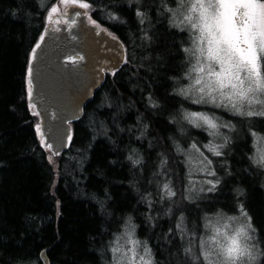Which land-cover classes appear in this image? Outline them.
I'll return each instance as SVG.
<instances>
[{
	"label": "trees",
	"instance_id": "16d2710c",
	"mask_svg": "<svg viewBox=\"0 0 264 264\" xmlns=\"http://www.w3.org/2000/svg\"><path fill=\"white\" fill-rule=\"evenodd\" d=\"M54 1L0 0V264H41L42 248L50 264H106V243L126 217L154 264H195L183 254L176 210L189 223L201 211L231 210L238 199L264 246L263 169L249 158L248 134L229 146L219 184L206 195L182 196L181 206L168 211L157 205L158 194L148 193L153 187H144L164 176L172 177L175 196L182 186L171 136L178 110L188 108L175 88L189 37L168 23L176 0H85L90 17L122 41L125 59L105 72L71 122L67 148L52 156L41 145L26 99V67ZM250 124L264 132L256 120ZM161 212L168 214L154 219ZM259 261L264 264V249Z\"/></svg>",
	"mask_w": 264,
	"mask_h": 264
},
{
	"label": "rangeland",
	"instance_id": "374dc122",
	"mask_svg": "<svg viewBox=\"0 0 264 264\" xmlns=\"http://www.w3.org/2000/svg\"><path fill=\"white\" fill-rule=\"evenodd\" d=\"M202 2L206 7L209 3L216 4L217 0H202ZM259 2L264 3V0ZM78 3L88 4L85 0H78ZM52 7H57L58 12L65 8L61 0H55L46 10L44 26L49 22L48 16ZM88 8H86L88 18L94 21L89 15ZM202 11L200 0H176L169 9V25L186 30L189 37L184 47L187 59L185 70L177 79L178 84L175 88V93L188 101L186 105L188 108L178 110L175 129L177 135L171 136L176 142L175 148L183 165L182 186L176 191L175 196L170 182L171 176L166 179L164 176L156 182L154 179L144 181L145 188L153 187L152 190H148L150 191L148 193L154 196L159 195L156 200L157 205L166 206L168 211L172 204L175 205L174 208L181 206L180 197L182 196L185 200L193 201L215 190L220 181V170L224 169L226 163L229 146L232 143L238 144L246 134L250 143L249 158L253 164L263 169L260 183L264 188V132L254 128V124H250L251 119H254L256 123L264 127V115L255 114L264 112V87L258 88L253 82L258 79L261 84H264L262 69L264 52H260L258 48L256 50L258 77L253 73V79H249L247 69H242L239 78L244 83L239 85L238 81L233 79V82L243 89L244 95H234L236 90L231 86L213 90L209 95V89L205 87L209 80V66L216 71H219V66L207 59L209 37L207 32L202 36ZM208 12L214 15L216 9L210 8ZM200 67L204 68L203 72L198 70ZM197 79H201V84H196ZM211 79L216 78L212 76ZM202 87H204L203 92L200 90ZM27 88L26 84V90ZM249 88L252 91H248ZM229 96L231 101L227 99ZM250 111L254 113L251 116L247 115ZM193 113L207 117L216 124V127H210L202 119H195ZM189 129L193 130L192 133ZM197 130L200 133H197ZM217 152L220 154L217 155ZM135 162L136 160L133 161ZM139 174L143 176V169H140ZM141 182L142 180L139 179V183ZM147 204L148 202L145 205ZM155 209L156 207L153 208ZM165 214L168 213H158L154 219ZM183 214L182 209L176 210L174 226L178 238L184 242L186 251L183 253L184 256L189 257L195 264H224L222 248L227 246L237 233H241L238 237L241 245L246 246L256 256L255 261H248L247 257H244L237 264H260L264 246L256 234L250 215L241 199L233 203L231 210L216 208L212 211H201L197 214L198 216L190 215L189 223L183 218ZM151 222L152 219L150 224ZM135 227L131 218L126 217L112 233L105 247L106 264H154L150 246L145 239L137 236Z\"/></svg>",
	"mask_w": 264,
	"mask_h": 264
},
{
	"label": "water",
	"instance_id": "95a60500",
	"mask_svg": "<svg viewBox=\"0 0 264 264\" xmlns=\"http://www.w3.org/2000/svg\"><path fill=\"white\" fill-rule=\"evenodd\" d=\"M124 59L125 48L118 36L90 21L86 8L78 4L65 7L53 16V23L45 24L27 61L26 84L31 68L32 96L26 90V99L36 115V129L47 141L42 142L38 132L41 145L52 156L67 148L71 122L81 116L105 72L119 68ZM39 260L50 264L46 248L40 250Z\"/></svg>",
	"mask_w": 264,
	"mask_h": 264
},
{
	"label": "snow or ice",
	"instance_id": "6c2138e0",
	"mask_svg": "<svg viewBox=\"0 0 264 264\" xmlns=\"http://www.w3.org/2000/svg\"><path fill=\"white\" fill-rule=\"evenodd\" d=\"M61 3L65 7L77 4L80 8L89 7L87 3H78V0H61ZM200 7L203 9L201 12L202 36L207 32L209 37L207 59L214 61L219 66V71L209 66V80L205 87L209 89V95H211L213 90H221L228 86L236 90L234 95H244L243 89L239 88L238 84L233 82V79L238 81L239 85L244 83L239 78L242 69H247L249 79H253V73L257 77L259 75L256 64V50L258 48L260 52H264V3L259 2V0H217L216 4L209 3L205 7L202 0H200ZM210 8L216 9L214 15L209 14L208 10ZM58 11L57 7L51 8L48 16L50 23L53 22V16ZM56 22L58 23L59 21L57 20ZM93 23L95 24V21ZM41 40H43V37H41ZM39 46V44L36 45L37 48ZM201 52L203 54V49H201ZM32 56L34 59L35 52H33ZM198 70L203 72L204 68L200 67ZM31 76L32 70L29 68L27 89L29 98L32 96ZM212 76H215L216 79H211ZM253 82L256 83L258 88L264 87V84H261L258 79ZM196 84H201V79H197ZM200 90L203 92L204 87ZM248 91H252V89L249 88ZM227 99L231 101L230 96ZM233 106L235 107V105ZM253 114L251 111L247 113L249 116ZM255 114L264 115V112ZM192 115L195 119L204 120L210 127H216V124L207 117L195 113ZM37 131L40 132L42 142L47 144V141L44 140V133L39 127ZM48 147L50 148L51 145L48 144ZM211 150L215 151V149ZM216 154L219 155L220 153L217 152ZM240 235L241 233H237V236L232 237L230 243L222 248L225 257L224 264H237L244 257H247L248 261H255L256 256L246 246L241 245L238 239Z\"/></svg>",
	"mask_w": 264,
	"mask_h": 264
},
{
	"label": "flooded vegetation",
	"instance_id": "af4514ba",
	"mask_svg": "<svg viewBox=\"0 0 264 264\" xmlns=\"http://www.w3.org/2000/svg\"><path fill=\"white\" fill-rule=\"evenodd\" d=\"M53 23V22H52Z\"/></svg>",
	"mask_w": 264,
	"mask_h": 264
}]
</instances>
